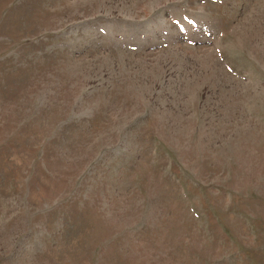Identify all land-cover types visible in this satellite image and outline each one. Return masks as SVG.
Returning <instances> with one entry per match:
<instances>
[{
	"label": "rangeland",
	"instance_id": "1",
	"mask_svg": "<svg viewBox=\"0 0 264 264\" xmlns=\"http://www.w3.org/2000/svg\"><path fill=\"white\" fill-rule=\"evenodd\" d=\"M0 264H264V0H0Z\"/></svg>",
	"mask_w": 264,
	"mask_h": 264
}]
</instances>
